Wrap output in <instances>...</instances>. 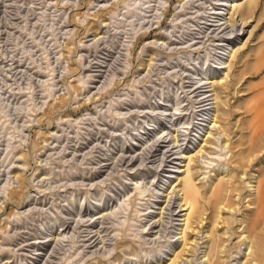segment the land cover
<instances>
[{"label": "rangeland", "instance_id": "rangeland-1", "mask_svg": "<svg viewBox=\"0 0 264 264\" xmlns=\"http://www.w3.org/2000/svg\"><path fill=\"white\" fill-rule=\"evenodd\" d=\"M222 1L0 0V264H264V0Z\"/></svg>", "mask_w": 264, "mask_h": 264}, {"label": "bare ground", "instance_id": "bare-ground-1", "mask_svg": "<svg viewBox=\"0 0 264 264\" xmlns=\"http://www.w3.org/2000/svg\"><path fill=\"white\" fill-rule=\"evenodd\" d=\"M254 2V0H248V2H247V4H245V6H247V8H249L251 5H252V3ZM228 4L229 5V7H234L237 11H239L240 9V11H242L243 12V10H244V8H246V7H244V4H238L237 5V3L235 4V0H229V1H222L220 4ZM251 8V7H250ZM234 9V11H236ZM239 9V10H238ZM230 10V9H229ZM233 11L231 10V12L229 13V15H228V17H226V22L228 21L230 24H232V18H233ZM227 14V13H226ZM242 14L240 13V16H241ZM243 17V16H242ZM243 20H244V18H243ZM242 20V23H244V21ZM234 25V24H233ZM225 62V61H224ZM222 64V63H221ZM225 65V64H224ZM223 66V65H222ZM214 90V89H213ZM207 97H203V100H202V103H204L205 102V104H206V99ZM205 110V109H204ZM200 149V148H199ZM178 171V170H177ZM187 174H186V176L183 178V182H182V185H183V188L182 189H184V195H183V201H184V204H185V206H186V208H183V209H187V208H189L188 209V213L186 214V216H185V218H184V224H185V227L181 230V236L183 237V239H185L186 238V231H185V228L188 226V221H189V219H190V215L194 212V211H196V209H197V204H196V202H197V198H196V195H195V193H196V189H195V185L193 184V182H192V179H191V176H190V174H189V172H186ZM182 209V210H183ZM255 224V223H254ZM254 226V225H253ZM188 228V227H187ZM244 232V231H243ZM243 232H241V234H239V236H242L243 238H247V247H248V249H249V254H247L246 255V257H248L250 254H254V252H255V240H256V237L255 236H253L252 234L250 235V234H248V233H246L245 235L243 234ZM184 251V250H183ZM218 252H220V251H218ZM206 256H207V261H208V264H213L212 262H211V259H212V255L211 254H209V253H207V254H205ZM222 258V257H221Z\"/></svg>", "mask_w": 264, "mask_h": 264}]
</instances>
